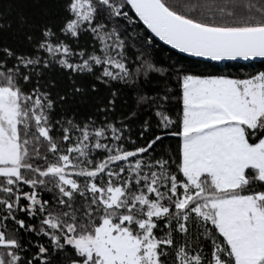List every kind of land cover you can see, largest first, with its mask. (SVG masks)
<instances>
[{"label": "snow or ice", "instance_id": "6c2138e0", "mask_svg": "<svg viewBox=\"0 0 264 264\" xmlns=\"http://www.w3.org/2000/svg\"><path fill=\"white\" fill-rule=\"evenodd\" d=\"M157 39L264 58V0H0V264H264V71Z\"/></svg>", "mask_w": 264, "mask_h": 264}, {"label": "trees", "instance_id": "16d2710c", "mask_svg": "<svg viewBox=\"0 0 264 264\" xmlns=\"http://www.w3.org/2000/svg\"><path fill=\"white\" fill-rule=\"evenodd\" d=\"M154 59L163 65L180 60L181 64L190 68L194 74H223L244 78L249 74L264 71V61L226 63L201 61L182 55L158 39L155 42ZM179 107V104L173 105V114L179 110ZM170 142L175 145L176 139L170 138Z\"/></svg>", "mask_w": 264, "mask_h": 264}, {"label": "water", "instance_id": "95a60500", "mask_svg": "<svg viewBox=\"0 0 264 264\" xmlns=\"http://www.w3.org/2000/svg\"><path fill=\"white\" fill-rule=\"evenodd\" d=\"M181 54L182 55H185L187 57H190L187 54H184V53H181ZM190 58L197 59V60H201V61L217 62V61H211V60H207L205 58H199V57H190ZM250 61H264V58H256L255 60H249V61L236 60V61H218V62H220V63H226V62H250Z\"/></svg>", "mask_w": 264, "mask_h": 264}]
</instances>
